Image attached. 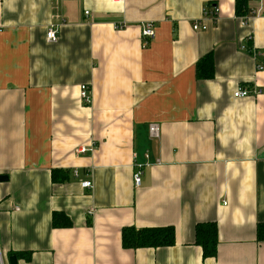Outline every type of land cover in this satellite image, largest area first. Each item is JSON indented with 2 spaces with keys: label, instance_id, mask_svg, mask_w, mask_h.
Instances as JSON below:
<instances>
[{
  "label": "crops",
  "instance_id": "obj_1",
  "mask_svg": "<svg viewBox=\"0 0 264 264\" xmlns=\"http://www.w3.org/2000/svg\"><path fill=\"white\" fill-rule=\"evenodd\" d=\"M251 7L0 0V264L13 252L31 253L17 264H264V14ZM146 22L155 36L143 46ZM208 53L213 77L198 80ZM239 88L257 93L234 97ZM53 212L71 226L53 227ZM206 221L215 257L195 244ZM127 226H172L174 244L125 249Z\"/></svg>",
  "mask_w": 264,
  "mask_h": 264
},
{
  "label": "trees",
  "instance_id": "obj_2",
  "mask_svg": "<svg viewBox=\"0 0 264 264\" xmlns=\"http://www.w3.org/2000/svg\"><path fill=\"white\" fill-rule=\"evenodd\" d=\"M250 0H235V14L245 15L248 12ZM209 3L208 7L215 5ZM195 75L198 80L210 79L213 77V57L211 53L200 58L195 66ZM66 174L63 170H52L51 180L53 182H62L66 180ZM53 227H69L71 222L62 212L52 213ZM195 244L201 248L203 257H215L217 246V226L214 221L200 222L195 225ZM256 236L259 241H264V223L257 224ZM174 244V229L172 226L160 227H142L133 226L123 227L121 229V245L125 249L139 248H159L168 247ZM22 257L29 260L30 252H13L10 256Z\"/></svg>",
  "mask_w": 264,
  "mask_h": 264
},
{
  "label": "built area",
  "instance_id": "obj_3",
  "mask_svg": "<svg viewBox=\"0 0 264 264\" xmlns=\"http://www.w3.org/2000/svg\"><path fill=\"white\" fill-rule=\"evenodd\" d=\"M115 1H121V0H115ZM250 2H251V4H253V7H251L252 14H254V15L264 14V5L262 3V0H250ZM208 8H209L208 5H206L204 8V14L205 15L209 14ZM213 11H215V8H213ZM85 14H88V11H86ZM117 28H121V26H119ZM205 28H206V26L200 24L199 22H195L193 24L194 30H198V29L204 30ZM45 36H46L47 42L56 43L58 40V26L54 23L50 24L48 26V28L46 29ZM141 36L143 38V46H147L148 43L155 36V28H154L153 22L144 23L142 31H141ZM258 68H261V67H258ZM251 93L253 95H255V93H257V92H254V91L250 92L249 90H247L245 88H239L233 93V96L237 97V98H244ZM80 97L83 100V102H85L87 104L91 102V97H90L88 85L82 84L80 86ZM149 131H150V135L152 137H154V138L159 137V127L157 124H151L149 127ZM91 149H92L91 147H89V148L78 147L75 150V152L76 153H85L86 151L91 150ZM75 174H77V173L75 172ZM140 181H141V170H140V167H138V170L135 171V173L133 174L134 185L138 186L140 184ZM81 186L83 188L91 189L92 183H91V181H83L81 183ZM15 209H18V208L15 207ZM91 213H92V211L90 210L88 212V214H91Z\"/></svg>",
  "mask_w": 264,
  "mask_h": 264
},
{
  "label": "water",
  "instance_id": "obj_4",
  "mask_svg": "<svg viewBox=\"0 0 264 264\" xmlns=\"http://www.w3.org/2000/svg\"><path fill=\"white\" fill-rule=\"evenodd\" d=\"M7 180V177L5 175H0V181H5ZM8 263L9 264H17V259L14 255L10 256L8 258Z\"/></svg>",
  "mask_w": 264,
  "mask_h": 264
}]
</instances>
